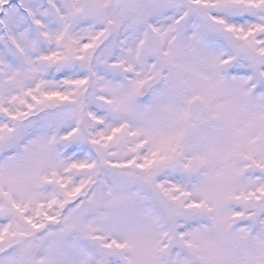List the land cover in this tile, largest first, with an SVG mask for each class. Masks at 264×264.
Listing matches in <instances>:
<instances>
[{"label":"snow or ice","instance_id":"6c2138e0","mask_svg":"<svg viewBox=\"0 0 264 264\" xmlns=\"http://www.w3.org/2000/svg\"><path fill=\"white\" fill-rule=\"evenodd\" d=\"M0 264H264V0H0Z\"/></svg>","mask_w":264,"mask_h":264}]
</instances>
